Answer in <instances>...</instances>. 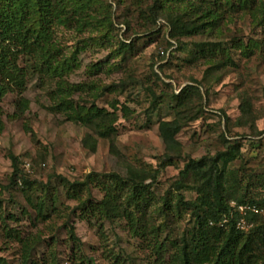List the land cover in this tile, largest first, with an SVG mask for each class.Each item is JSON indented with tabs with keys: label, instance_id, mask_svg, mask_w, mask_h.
<instances>
[{
	"label": "rangeland",
	"instance_id": "1",
	"mask_svg": "<svg viewBox=\"0 0 264 264\" xmlns=\"http://www.w3.org/2000/svg\"><path fill=\"white\" fill-rule=\"evenodd\" d=\"M138 1L139 5L133 4L135 0L123 4L101 0L103 6L111 5L113 26L109 29L101 26L82 32L61 26L55 29L53 38L60 59H69L73 65L61 79L29 76L25 56L17 48L6 46L9 66L3 69L2 76L9 91L0 101V256L8 264H19L21 250L15 240L4 236L3 217L21 235L37 234L42 239L32 249V259L44 256L53 264L49 252L54 250L56 264H69L72 243L66 223L71 208L77 204L67 195L69 187L58 178L59 183H53L43 193L46 218L34 220L35 211L27 205L21 186L10 182V152L19 157V167L27 178L43 182L53 174L74 181L83 180L89 173L125 177L129 169L156 171V182L150 188L156 200L168 191L174 192L173 182L186 158L224 150V139L230 144L234 140L240 143L238 154L228 167L244 185L255 181V177H248L250 174H264V27L253 23L248 13L238 9L225 13L219 32L183 37L185 46L179 48L169 39L164 19L156 23L148 20L146 4L151 0ZM234 38H240L238 42L243 45L257 41L259 46L245 54L233 48L234 64L214 67L216 64L206 60L205 63L192 60L191 53L196 51L194 42L224 43ZM121 40L131 42L132 47L124 54H116ZM215 57L216 62L222 55L216 52ZM14 67L25 70L23 85L17 84ZM71 84L80 88L73 91L67 87ZM61 85L67 88L63 94L57 90ZM186 85L197 86L198 90L193 89L187 95L190 111L186 112V118L179 119L182 124L174 137L177 143L174 153L178 156L163 166L161 160L167 150L159 134V122L178 118L171 95ZM60 96L74 106L95 105L113 112L115 133L103 139L89 126L70 120L63 110L54 107ZM155 97H163L164 101L152 108ZM249 189L262 191L257 182L250 183ZM177 193L186 200L196 196L188 188ZM93 195L99 199L102 193L94 188ZM242 195L240 189L237 197ZM161 219L155 216V224H161ZM69 224L81 242L80 250L73 249L74 253L80 255L81 251L83 258H90L93 264H109L106 256L112 250L121 257L127 255L126 264L154 262L148 241L130 236L119 221L104 222L98 227L76 214ZM190 226V212L186 208L160 234L167 236L169 228L175 238Z\"/></svg>",
	"mask_w": 264,
	"mask_h": 264
},
{
	"label": "trees",
	"instance_id": "2",
	"mask_svg": "<svg viewBox=\"0 0 264 264\" xmlns=\"http://www.w3.org/2000/svg\"><path fill=\"white\" fill-rule=\"evenodd\" d=\"M116 1L123 4L126 0ZM135 1V5L141 2ZM238 9L242 13H248L253 23L264 27V0H151L150 4H146L148 20L156 23L158 19H164L169 39L177 43L179 48L185 46L182 43L183 37L219 32L220 23L225 20V13L230 14V11ZM126 25L128 27V21ZM59 26L79 32L98 26L109 29L113 26L111 5L107 3L103 6L101 0H0V101L9 91L2 76L3 69L9 66L6 46L17 48L25 56V68L29 76L61 79L65 72L71 71L73 65L69 59H60L59 48L53 38L55 29ZM239 40L240 38H234L224 43L194 42L196 51L191 53L192 60L200 59L204 63L206 60L216 64L214 67L234 64L231 57L233 48L241 49L245 54L247 50L259 46L257 41L243 45ZM130 47L131 42L121 40L115 49L116 54H124ZM216 52L222 57L215 62ZM14 71L18 76L17 84L23 85L25 70L14 67ZM12 79L13 77L9 80ZM67 87L73 91L80 88L74 84ZM66 89L61 85L57 90L63 94ZM193 89L198 90L197 86L186 85L179 93H172V107L178 118L159 122V134L167 150L161 160L163 166L170 164L178 156L174 153L177 147L174 137L182 124L179 119L186 118V112L190 111L187 95ZM59 98L54 107L63 110L70 120L89 126L96 136L103 139L115 133L113 122L116 115L113 112L95 105L74 106L64 96ZM162 98L155 97L151 101L152 108L160 105L164 101ZM23 104L21 103L22 106ZM122 110L127 111L126 107ZM244 111L246 112L245 108ZM1 128L0 119V130ZM224 140V150L199 158H186L178 172V178L173 182L176 194L168 191L158 197L159 200H156L150 191L157 179L156 171L129 169L125 177L115 173H89L83 180L74 181L53 174L43 182L27 178L19 167V157L11 152L8 154L12 166L10 182L19 183L21 186L27 205L35 211L34 220L46 218L43 213V193L51 188L53 183L57 184L58 178L69 187L67 195L77 203L71 208L66 223L72 243L69 264H93L90 258H83L81 251L80 255L74 253L73 249L80 250L81 247L73 226L69 224L71 216L76 214L98 227L104 222L112 224L119 221L130 236H140L142 241H148L147 246H150L152 256H155L153 264H264V174H250L248 177H255V181H249L245 186L242 179L228 167L229 162L238 154L240 143L234 140L230 144L227 139ZM147 179H150V182L147 183ZM256 182L262 191H250V183L255 185ZM94 188L102 193L99 199L93 195ZM181 188L192 189L196 196L186 200L177 193ZM240 189L243 190V195L238 198ZM50 199L55 201L54 196ZM230 201L254 204L262 210L259 213L250 212L245 216L251 224L246 232L236 228V222L241 215L230 205ZM186 208L190 212L191 226L182 230L175 238H172V230L168 228L167 236L161 237L160 233L166 225ZM25 212L26 209H23L22 213ZM155 216L162 217L163 222L156 225ZM9 217L13 218V215ZM223 218H226V221L220 225ZM1 224L4 236L20 245L19 264H49L44 256L41 259L31 258L32 249L42 240L39 235H21L6 224L4 217ZM49 253L50 263L56 264L54 250ZM109 253L106 256L109 264L127 263V255L121 257L114 250ZM0 264L8 263L0 256Z\"/></svg>",
	"mask_w": 264,
	"mask_h": 264
},
{
	"label": "built area",
	"instance_id": "3",
	"mask_svg": "<svg viewBox=\"0 0 264 264\" xmlns=\"http://www.w3.org/2000/svg\"><path fill=\"white\" fill-rule=\"evenodd\" d=\"M232 207H234L241 215V217L237 220L236 222V228L242 231H247L250 227L251 224L247 222L245 216L248 213H259L262 210L255 206L254 204H249V203H237L236 201H230L229 202ZM226 221V218H223L220 221V225H222Z\"/></svg>",
	"mask_w": 264,
	"mask_h": 264
}]
</instances>
